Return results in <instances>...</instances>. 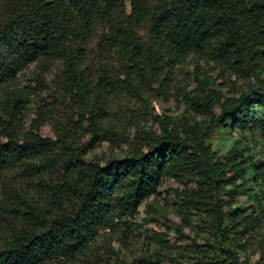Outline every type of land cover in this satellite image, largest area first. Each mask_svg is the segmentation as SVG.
Returning a JSON list of instances; mask_svg holds the SVG:
<instances>
[{
    "label": "trees",
    "instance_id": "trees-1",
    "mask_svg": "<svg viewBox=\"0 0 264 264\" xmlns=\"http://www.w3.org/2000/svg\"><path fill=\"white\" fill-rule=\"evenodd\" d=\"M189 56L249 82L237 96L210 90L204 103H192L218 107L207 126L126 135L112 117L114 94L161 83ZM31 65L34 86L14 85ZM44 89L25 130L26 103ZM0 90V178L18 169L40 188L35 199L15 193L0 229V264H106L92 254L98 238L125 245L139 207L175 168L194 180L185 205L197 223L195 238L168 264H264L262 247L253 262L240 254L264 217V0H0ZM60 107L69 121L52 122L54 138L42 136L48 110ZM215 125L239 135L222 154L206 143ZM247 133L259 158L241 145ZM116 140L128 145L122 155L86 159ZM240 195L256 199L257 210L237 204Z\"/></svg>",
    "mask_w": 264,
    "mask_h": 264
},
{
    "label": "rangeland",
    "instance_id": "rangeland-1",
    "mask_svg": "<svg viewBox=\"0 0 264 264\" xmlns=\"http://www.w3.org/2000/svg\"><path fill=\"white\" fill-rule=\"evenodd\" d=\"M59 68V63L54 62L46 72L45 83L50 87L55 86ZM34 75L35 69L31 65L17 75L13 84L33 87ZM248 82V79H239L227 69H220L209 59L189 56L185 62L176 65L168 78L161 83L142 84L138 94L124 87L120 88L114 94L115 112L112 117L116 122L126 124V135L129 137L137 130L160 133L164 125L181 133L193 125L207 126L210 117L219 113L217 106L208 111L201 106L192 105L193 102L204 103L210 90L219 96H237ZM46 93L44 89L39 95L31 96L26 103L22 114V125L25 130L35 118L38 107L41 108ZM48 113L51 115L50 120L43 122L38 131L44 137L54 138L52 122L67 123L70 117L65 107L48 110ZM76 118L74 115L73 119ZM238 137V132L229 136L215 125L206 143L217 154H222L233 139ZM88 138L89 135H86L82 141L86 142ZM240 141L243 147L248 146L251 149L250 156L260 157L259 146H254L250 142L248 133L240 138ZM127 149V143L120 140L102 141L95 148L88 150L85 157L87 160L98 159L103 163L109 156L122 155ZM181 173L182 171H176L175 168L163 179L157 193L142 203L135 218V230L125 245H120L109 234H102L92 249V254L106 264H168V260L196 236V217L189 214L185 205V200L189 192L195 188V184L190 176H182ZM17 191L35 199L40 193V188L18 169L11 170L0 178V229L4 227L3 224L10 221L7 209L15 202ZM260 200L264 208V197L260 196ZM236 201L244 207L252 204L256 210L258 208L256 199L246 200L244 195L237 196ZM243 242L245 243L240 254L253 262L259 257L258 249L264 248V217H261L260 226L253 229L246 238L243 237L241 243Z\"/></svg>",
    "mask_w": 264,
    "mask_h": 264
}]
</instances>
